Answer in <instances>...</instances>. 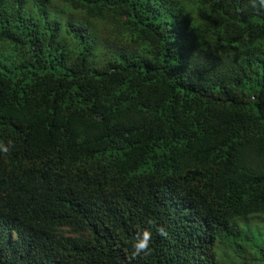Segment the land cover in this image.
<instances>
[{"label": "trees", "instance_id": "trees-1", "mask_svg": "<svg viewBox=\"0 0 264 264\" xmlns=\"http://www.w3.org/2000/svg\"><path fill=\"white\" fill-rule=\"evenodd\" d=\"M0 47V264H264L258 0H0Z\"/></svg>", "mask_w": 264, "mask_h": 264}, {"label": "clouds", "instance_id": "clouds-1", "mask_svg": "<svg viewBox=\"0 0 264 264\" xmlns=\"http://www.w3.org/2000/svg\"><path fill=\"white\" fill-rule=\"evenodd\" d=\"M251 6L255 8L257 6V0H250ZM258 4L260 8H264V0H258ZM9 144H11V141H9ZM9 151V147L6 146L3 142H0V152L7 153ZM0 222H8L7 220H3L0 218ZM9 223V222H8ZM149 225L155 228L156 233L160 237H167L168 233L165 227L157 226L153 221H148ZM10 224V223H9ZM153 233L152 231L145 229L142 232L137 233L136 237L134 238V242L132 244L134 255H139L142 253H147L150 250V242L152 240ZM9 240L12 242H16L18 239L17 232L15 228L11 229V231L8 234ZM17 254L21 258V260L26 257V254L24 257L20 254L19 251H17ZM24 261V259H23Z\"/></svg>", "mask_w": 264, "mask_h": 264}, {"label": "rangeland", "instance_id": "rangeland-1", "mask_svg": "<svg viewBox=\"0 0 264 264\" xmlns=\"http://www.w3.org/2000/svg\"><path fill=\"white\" fill-rule=\"evenodd\" d=\"M0 49H1V47H0ZM262 223H263V225H264V220L262 221Z\"/></svg>", "mask_w": 264, "mask_h": 264}]
</instances>
